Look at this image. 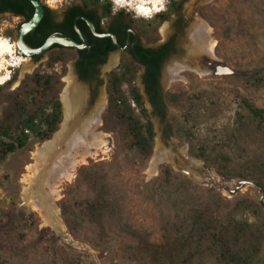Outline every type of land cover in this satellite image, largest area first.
I'll return each instance as SVG.
<instances>
[{"label":"trees","instance_id":"1","mask_svg":"<svg viewBox=\"0 0 264 264\" xmlns=\"http://www.w3.org/2000/svg\"><path fill=\"white\" fill-rule=\"evenodd\" d=\"M84 1L90 5L100 4L99 0ZM44 8L45 13L37 27L24 36V42L32 48L40 46L50 29L60 25L52 18V9L46 5ZM33 11L29 0H0V13L10 12L29 20ZM156 16L162 20L164 12ZM68 50L53 44L48 50L45 66L26 74L18 86L10 89L16 80V73L12 71L9 80L0 83V161L19 149L50 139L57 131L62 119L59 94L65 62L76 57L73 52L66 54ZM137 52L139 59L124 55L120 66L108 72L106 77V106L101 114V129L114 134L118 140L122 158L117 169L142 172L153 151V124L143 94L136 85L140 68L137 60H140L146 67L142 83L153 112L165 119L167 104L180 110L178 116H172L168 127L179 137L187 138L189 153L226 177L255 183L264 193V170H252L244 164L233 167L229 157L221 152L215 153L204 146L195 148L191 143V132L186 124L192 118L199 97L176 88V85L162 93L159 68L167 51L163 54L159 49L138 48ZM57 63L61 64L60 70L55 69ZM76 69L79 79L99 83L97 71L85 68L80 61ZM239 78L246 84L259 86L264 83V66L254 65ZM252 127H264V109L242 96L235 111V131L241 134ZM117 169L103 163L81 166L73 189L82 195H66L59 200L63 222L75 239L95 247L114 238L148 244L147 231L134 223L128 211L126 189ZM149 185L147 201L153 206L158 220L172 229L177 245L173 249L175 253L169 255L170 259L179 256L192 259L195 255L210 253L220 264H258L260 258H264L261 204L255 205L247 199L229 201L216 188L198 185L167 163L159 166L158 174ZM246 210H251L257 219L239 218L238 214ZM63 260L66 264H81L76 255L68 254Z\"/></svg>","mask_w":264,"mask_h":264},{"label":"rangeland","instance_id":"2","mask_svg":"<svg viewBox=\"0 0 264 264\" xmlns=\"http://www.w3.org/2000/svg\"><path fill=\"white\" fill-rule=\"evenodd\" d=\"M62 1L41 0L44 5L54 10L61 9ZM104 1L109 2L114 10L120 9L132 15L140 25H146L144 36L153 39L159 36L154 20L157 13L150 16L138 14L135 9L138 0H99L100 3ZM169 1L174 0H161V13L167 10ZM175 1L181 2L182 10L187 16L194 11L192 21L202 20L208 23L212 30L211 37L215 40V54L221 63L227 64L232 71L227 74H222L220 71L216 74L208 72L202 76L193 71H185L182 80H175L167 87L165 92L176 85L178 86L176 88L188 90L190 94H197L199 97L192 118L186 124L191 132V143L195 148L204 146L215 153L221 152L229 157L233 167L244 164L252 170H264V127H252L241 134L235 131V111L242 96L264 109V83L253 86L239 78L254 65L264 66V0ZM172 18V14H167L159 27L165 30ZM21 21L20 17L9 13L0 15V37L15 44V58L23 56L15 43ZM65 53L72 54L70 51ZM25 58L23 66L28 64L31 69L20 76L23 66L10 68L16 73V80L10 89L18 86L26 74L45 66L49 52L38 59ZM72 59L66 60L63 77L72 76L76 80ZM200 66L206 69L205 65ZM55 69L60 70L61 64H55ZM107 73L101 70L98 74L99 83L92 82L90 85V89L93 90L90 107L102 100L106 106ZM141 74L142 72L137 74L136 85L142 92L144 89ZM189 74L191 75L188 77ZM63 77L60 101V95L66 85ZM143 100L155 133L152 154L156 148H159L167 150L172 157V162L164 161L159 166L167 163L174 171L186 175L198 185L216 188L229 201L247 199L255 205H260L259 200L263 192L255 183L226 177L215 168L206 166L202 159L189 153L190 143L187 138H181L169 130V121L172 116H178L180 110L167 104L166 118L161 119L153 112L146 95L143 96ZM61 108L62 122V101ZM101 124L98 128L103 131ZM103 132L107 134V145L100 149L95 157H89L85 163L79 165L71 181L61 183L59 187L61 196L56 201L57 206L59 200L66 195L74 197L82 195L81 192L78 193L73 189L77 171L81 166L103 163L118 168L122 158L118 140L114 134ZM55 133L56 131L51 138ZM41 143L36 142L29 147L19 149L0 161V264H66L63 257L68 254L78 256L81 264H220L210 253L195 255L192 259H186L185 256L169 258L170 254L175 253L173 249L177 246L172 237L173 231L158 220L153 206L147 201L149 184L158 174L159 166L153 176L145 172L148 164L142 172L117 169L126 189L128 211L134 223L147 231L148 244L126 239L122 242L119 238H114L102 246L95 247L75 239L66 226L62 232L44 224L38 213L24 203L21 195L24 186L21 180L27 173L26 165L32 162V152ZM238 217L249 221L257 219L251 210L239 213ZM191 251L195 253L194 250ZM258 264H264L263 257Z\"/></svg>","mask_w":264,"mask_h":264},{"label":"bare ground","instance_id":"3","mask_svg":"<svg viewBox=\"0 0 264 264\" xmlns=\"http://www.w3.org/2000/svg\"><path fill=\"white\" fill-rule=\"evenodd\" d=\"M160 4L161 0H138L135 9L142 16H150L161 11ZM207 24L197 20L192 23L189 30L187 29L185 54L180 58H171L165 65L161 79L164 86H169L175 80H182L185 71H193L199 76L209 72L202 68L199 62L200 51L211 57L215 47L211 27ZM166 31L165 29L164 32ZM15 50L14 43L0 37V83L9 79L10 68L23 66L26 61L25 56L15 58ZM190 59L195 60L194 68L185 65ZM30 67L28 64L24 65L20 76L29 71ZM179 72L180 75H177ZM63 80L66 85L60 95L63 107L60 128L51 139L41 143L32 152V162L26 165L27 173L21 180L24 183L21 191L24 203L38 213L44 224L62 232L65 225L56 204L61 196L59 192L61 183L71 181L77 167L85 163L87 158L95 157L98 151L107 145V134L98 128L101 124L104 100L90 107L86 85L77 82L72 76H65ZM164 161L172 162L171 155L167 150L156 148L145 172L155 175L159 164Z\"/></svg>","mask_w":264,"mask_h":264},{"label":"flooded vegetation","instance_id":"4","mask_svg":"<svg viewBox=\"0 0 264 264\" xmlns=\"http://www.w3.org/2000/svg\"><path fill=\"white\" fill-rule=\"evenodd\" d=\"M60 6V10L52 9L50 12L54 21L60 25L58 28L50 29L47 37L64 36L82 45L80 48L64 46L76 56L72 59V67L76 75L78 61L82 62L85 68L97 71L99 74L101 70L110 72L117 69L124 55H134L139 59L138 48L159 49V52L163 54L167 51L166 56L160 61V87L162 72L168 61L173 57L184 56L186 34L194 22L192 21L194 20L192 16L194 11L191 12L190 16H187L182 10L180 1H169L163 19L160 20L159 16L154 18L159 36L153 39V37L144 36V26L146 25H140L138 21L133 20L132 15L121 12L120 9L114 10L111 5L108 6L107 1L90 5L84 0H63ZM5 13L11 14L10 12H3L0 15ZM167 14H172L173 18L170 20L165 33V30L159 26L162 25ZM14 16L20 17L21 23L27 21L21 16ZM67 17L68 20H66ZM199 53L201 56L199 57L200 65H207L205 54L202 51ZM153 55L156 56L157 53L154 52ZM137 61L140 65L139 72L143 74L146 67L140 60ZM193 62H195L194 59ZM84 82L87 84L88 91L90 90L88 100L90 104L93 98V90L90 89L92 82ZM142 85L144 89V84L142 83Z\"/></svg>","mask_w":264,"mask_h":264},{"label":"water","instance_id":"5","mask_svg":"<svg viewBox=\"0 0 264 264\" xmlns=\"http://www.w3.org/2000/svg\"><path fill=\"white\" fill-rule=\"evenodd\" d=\"M29 2L34 7L33 14H32V16H31V18L29 20L24 21V22H22L19 25L17 37L15 39V43L17 45V48L21 52V54L23 56L32 57L33 55H38V56L43 55L49 50L51 45L54 44V43H58V44H61L63 46H68V47H70V46L71 47L75 46V47H78V48L82 47V45H79L73 39L68 38V37H64V36H49L38 47L32 48V47L28 46L24 42V36L28 32L32 31L33 29H35L37 27V25L39 24V22L41 21L43 15H44V11H45L44 4L41 2V0H29ZM205 56H206V59H207V62H206L207 65H205V67L209 71V73L216 74L218 71H220L222 74H227V73H231L232 72L231 69L227 66V64L221 63V60L216 56V54L214 52V49L211 52V57L210 58L207 55H205ZM185 65H187L190 68H194L195 67V62H193V59H190V60L185 62ZM180 73L181 72H179V74H177V73L176 74L180 75ZM76 78H77L76 80H78L80 83H83L84 85H87L86 82H84L82 80H79L77 75H76ZM161 79H162V77H161ZM169 86H167V87H169ZM167 87L164 86L162 84V82H161V90H162L163 94L165 93ZM142 94H143V96L146 95L144 91H142ZM104 108H105V106L102 107L101 114H102ZM257 188L262 191V189L260 187L257 186ZM263 197H264V193H263L262 197L260 198L259 203L261 204V206L263 208V211H264Z\"/></svg>","mask_w":264,"mask_h":264}]
</instances>
